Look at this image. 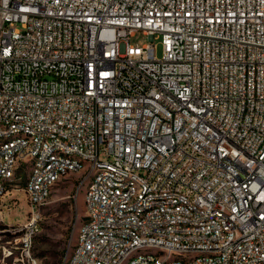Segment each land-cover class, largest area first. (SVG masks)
Instances as JSON below:
<instances>
[{
	"label": "built area",
	"instance_id": "2783aa9c",
	"mask_svg": "<svg viewBox=\"0 0 264 264\" xmlns=\"http://www.w3.org/2000/svg\"><path fill=\"white\" fill-rule=\"evenodd\" d=\"M23 164L16 264L71 173L63 264H264V0H0V196Z\"/></svg>",
	"mask_w": 264,
	"mask_h": 264
},
{
	"label": "rangeland",
	"instance_id": "374dc122",
	"mask_svg": "<svg viewBox=\"0 0 264 264\" xmlns=\"http://www.w3.org/2000/svg\"><path fill=\"white\" fill-rule=\"evenodd\" d=\"M136 40L144 41L141 35ZM160 52L161 46H158V55ZM28 175L29 164L19 166L8 182V192L0 196V264H16L14 255H5L4 247L15 236L9 230L30 216L32 206L24 189ZM80 179V174H68L53 186L47 202L40 206L41 230L33 248L37 264H63L73 246L86 212V185H80Z\"/></svg>",
	"mask_w": 264,
	"mask_h": 264
}]
</instances>
